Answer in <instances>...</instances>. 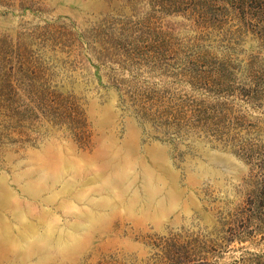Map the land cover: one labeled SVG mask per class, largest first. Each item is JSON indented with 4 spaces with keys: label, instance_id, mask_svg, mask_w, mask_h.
<instances>
[{
    "label": "rangeland",
    "instance_id": "1",
    "mask_svg": "<svg viewBox=\"0 0 264 264\" xmlns=\"http://www.w3.org/2000/svg\"><path fill=\"white\" fill-rule=\"evenodd\" d=\"M0 264H264V0H0Z\"/></svg>",
    "mask_w": 264,
    "mask_h": 264
}]
</instances>
